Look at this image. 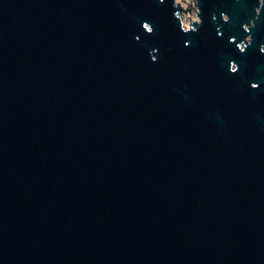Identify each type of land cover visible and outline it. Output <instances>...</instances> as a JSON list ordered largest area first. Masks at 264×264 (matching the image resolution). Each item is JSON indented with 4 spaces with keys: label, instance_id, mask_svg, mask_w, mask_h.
Listing matches in <instances>:
<instances>
[{
    "label": "water",
    "instance_id": "water-1",
    "mask_svg": "<svg viewBox=\"0 0 264 264\" xmlns=\"http://www.w3.org/2000/svg\"><path fill=\"white\" fill-rule=\"evenodd\" d=\"M193 1L0 0V264H264V0Z\"/></svg>",
    "mask_w": 264,
    "mask_h": 264
},
{
    "label": "rangeland",
    "instance_id": "rangeland-1",
    "mask_svg": "<svg viewBox=\"0 0 264 264\" xmlns=\"http://www.w3.org/2000/svg\"><path fill=\"white\" fill-rule=\"evenodd\" d=\"M179 2L182 3V5L185 7L191 6L190 5V3H191L197 9L193 0H179ZM191 18H199L198 14L196 13V11L194 9H191L190 11L187 10L183 14V20L185 21V24L187 26H188V22H190Z\"/></svg>",
    "mask_w": 264,
    "mask_h": 264
},
{
    "label": "bare ground",
    "instance_id": "bare-ground-1",
    "mask_svg": "<svg viewBox=\"0 0 264 264\" xmlns=\"http://www.w3.org/2000/svg\"><path fill=\"white\" fill-rule=\"evenodd\" d=\"M179 1V0H178ZM184 24H185V21H184ZM185 26H187L186 24H185Z\"/></svg>",
    "mask_w": 264,
    "mask_h": 264
},
{
    "label": "built area",
    "instance_id": "built-area-1",
    "mask_svg": "<svg viewBox=\"0 0 264 264\" xmlns=\"http://www.w3.org/2000/svg\"><path fill=\"white\" fill-rule=\"evenodd\" d=\"M184 14V13H183Z\"/></svg>",
    "mask_w": 264,
    "mask_h": 264
}]
</instances>
